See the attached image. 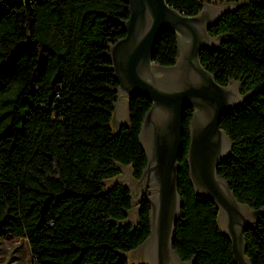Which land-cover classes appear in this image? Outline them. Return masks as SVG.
<instances>
[{
    "label": "trees",
    "instance_id": "1",
    "mask_svg": "<svg viewBox=\"0 0 264 264\" xmlns=\"http://www.w3.org/2000/svg\"><path fill=\"white\" fill-rule=\"evenodd\" d=\"M185 15L205 4H238L209 30L219 40L200 61L218 84L250 98L221 119L232 142L218 168L237 199L264 207V0H167ZM129 18L125 0H0V240L29 245L31 264H134L151 231V205L119 182L139 180V136L151 103L129 98L128 123L113 127L118 82L110 48ZM177 34L160 36L153 62L172 66ZM193 109L184 112L174 249L184 262L234 264L218 206L195 194L186 156ZM251 264H264V219L245 234ZM0 264L2 259L0 257Z\"/></svg>",
    "mask_w": 264,
    "mask_h": 264
},
{
    "label": "water",
    "instance_id": "2",
    "mask_svg": "<svg viewBox=\"0 0 264 264\" xmlns=\"http://www.w3.org/2000/svg\"><path fill=\"white\" fill-rule=\"evenodd\" d=\"M125 1L129 8V18L122 22L125 36L110 48L118 82L115 117L124 115L123 123L129 122L130 97L151 103L139 136L147 166L136 181L145 188L141 199L151 205V231L135 252H144L145 264H193L184 262L174 249L182 211L178 173L184 148L183 119L185 110L193 109L186 156L189 179L198 197L218 206V224L230 239L234 264H251L245 234L264 219V207L252 209L241 203L218 173L232 150L221 119L251 95H242L238 82L218 84L200 61L203 50L219 47V40L211 37L209 30L238 4H205L199 14L188 16L167 0ZM168 30L177 34L179 56L174 65L162 66L153 62V56L160 36ZM139 201L132 194L129 216L137 211L136 223Z\"/></svg>",
    "mask_w": 264,
    "mask_h": 264
},
{
    "label": "rangeland",
    "instance_id": "3",
    "mask_svg": "<svg viewBox=\"0 0 264 264\" xmlns=\"http://www.w3.org/2000/svg\"><path fill=\"white\" fill-rule=\"evenodd\" d=\"M125 120V116L121 117L113 115L112 125L118 128ZM121 174L113 182H119L127 186L133 195L136 197V201H139V195L143 192L144 187L137 184L136 180L133 178L131 169L121 167ZM137 210V208H136ZM137 221V211H135L129 219V222L136 223ZM0 257L2 259V264H31L32 256L30 253L29 245L26 241L21 240H0ZM129 259L134 264H145L144 252L138 253L133 252L130 254Z\"/></svg>",
    "mask_w": 264,
    "mask_h": 264
},
{
    "label": "flooded vegetation",
    "instance_id": "4",
    "mask_svg": "<svg viewBox=\"0 0 264 264\" xmlns=\"http://www.w3.org/2000/svg\"><path fill=\"white\" fill-rule=\"evenodd\" d=\"M136 181H137V180H136ZM141 186H142V185H141ZM144 192H145V188L143 189V192H141V194L139 195L140 200H141V197L143 196Z\"/></svg>",
    "mask_w": 264,
    "mask_h": 264
}]
</instances>
